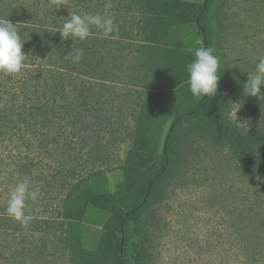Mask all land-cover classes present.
I'll return each mask as SVG.
<instances>
[{
	"label": "trees",
	"instance_id": "obj_1",
	"mask_svg": "<svg viewBox=\"0 0 264 264\" xmlns=\"http://www.w3.org/2000/svg\"><path fill=\"white\" fill-rule=\"evenodd\" d=\"M110 2L0 0V19L16 24L29 54L19 74L0 73V258L3 245L19 241L24 260L33 255L38 264H150L149 230L197 136L226 146L254 181L241 198L213 204L222 206L230 231L222 264H264V100L248 98L255 126L232 122L243 86L229 87L234 73L220 60L218 75L230 82L219 81L215 95L199 99L186 89L194 59L188 29L218 57L228 0ZM71 12H107L118 31L105 37L93 27L84 41H61L51 32ZM73 47L83 49L79 63ZM116 145L123 147L116 165L123 180L110 193L106 174ZM25 177L39 191L27 202L34 216L27 228L5 211ZM36 205L48 216L37 218ZM89 206L108 214L93 251L79 236Z\"/></svg>",
	"mask_w": 264,
	"mask_h": 264
},
{
	"label": "rangeland",
	"instance_id": "obj_2",
	"mask_svg": "<svg viewBox=\"0 0 264 264\" xmlns=\"http://www.w3.org/2000/svg\"><path fill=\"white\" fill-rule=\"evenodd\" d=\"M182 1L202 3L203 0ZM188 30V49L194 52L201 46V41L193 29ZM261 56H264V0H228L223 9L218 58L234 75L231 82L227 76L219 81L224 85L230 82V88H241L248 73L255 71ZM186 89L187 94H191L188 85ZM225 93L230 95L227 89ZM238 95L241 106L236 112L240 102L233 103L229 117L239 126L251 128L257 124V119L249 106L250 96H244L243 89ZM166 128L167 125L164 130ZM186 145L179 172L169 187L168 198L159 208L157 227L148 233L150 264H222L225 257L222 253L230 242V231L226 230L228 222H225L222 206L216 208L213 204L220 198L231 199L232 195L233 198H241L247 189L245 183L254 186L253 179L250 181L226 146L212 145L209 140L197 136H193ZM113 153L109 163L112 171L106 174L110 193L123 180L122 172L116 168L123 155V147L116 145ZM42 208L36 205L37 218L48 216ZM107 218L108 214L102 210L86 208L84 220L79 225V236L85 249H96ZM2 248L5 258H0V262L3 264H38L33 255L26 256L24 260L19 241Z\"/></svg>",
	"mask_w": 264,
	"mask_h": 264
},
{
	"label": "clouds",
	"instance_id": "obj_3",
	"mask_svg": "<svg viewBox=\"0 0 264 264\" xmlns=\"http://www.w3.org/2000/svg\"><path fill=\"white\" fill-rule=\"evenodd\" d=\"M105 7H112L110 0ZM93 27L100 30L105 37L114 31H118L115 18L107 12L104 14L71 12L57 31L49 32L52 34L58 32L61 41L69 39L84 41L91 35ZM27 40L22 38L16 24L10 22L7 18L0 19V73L16 75L22 71L29 56V54L22 52L24 43ZM69 54H71V59L74 62L79 63L84 52L81 48L73 47ZM193 54L194 59L186 65L189 90L194 97L199 99L205 96L211 97L215 95L221 77V75H218L219 59L213 55L211 47H197L194 49ZM261 86H264V56L259 57L255 71L248 73L247 81L243 84V95L257 97L260 101L264 100V92H261ZM241 103L240 101L236 112ZM38 197L39 191L32 190L30 178L25 177L11 191L5 211L9 217L17 221L22 227L27 228L34 219L27 202L30 200L35 201Z\"/></svg>",
	"mask_w": 264,
	"mask_h": 264
}]
</instances>
